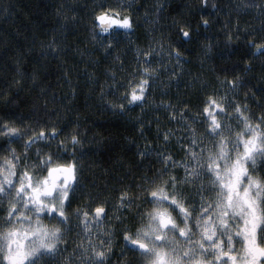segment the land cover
I'll return each instance as SVG.
<instances>
[{"label":"snow or ice","instance_id":"obj_1","mask_svg":"<svg viewBox=\"0 0 264 264\" xmlns=\"http://www.w3.org/2000/svg\"><path fill=\"white\" fill-rule=\"evenodd\" d=\"M131 7L129 0L94 2L93 40L96 29L130 34ZM200 20L210 23L203 16ZM177 25L178 33L191 37L190 27L179 21ZM226 39H232L231 32ZM252 39L248 37L249 42ZM109 45L114 46L111 38L102 46ZM165 45L169 58L176 56V68L161 79L170 85L178 78L179 57L185 55L178 46L162 39H153L147 47L137 45L136 60L127 73L139 70L138 83L129 79V87L122 89L115 71L108 69L117 96L125 98L117 104L105 96L112 111L119 108L128 113L127 105L133 101L141 110L155 103L149 90H155L156 68L161 66L156 57ZM257 48L264 49V40L254 43L252 51ZM115 60L120 61L119 55ZM249 63L248 58L243 60L245 68ZM164 64L167 71L168 61ZM149 70L151 76L145 75ZM168 85L161 84V90ZM8 95L5 91L3 99ZM160 103L173 120L179 115L188 132L187 142L180 145L184 155L176 160L166 150L157 153L163 163L138 177L134 188H121L111 206L110 193L101 198L85 190L82 161L77 163L75 155V146L81 145L75 125L61 135L54 121L40 118L38 109L36 119L21 123L0 118V137L8 138L0 153V204L7 225L0 232V239L7 241L0 252L2 264H264V88L257 95L240 71L226 72L217 75L215 89L203 90L195 108L182 101L178 107L169 100ZM156 128L162 133L160 142L174 134L173 128L161 129L159 123ZM142 129L141 123L138 130ZM13 138L21 148L13 146ZM69 141L73 148L68 147ZM45 211L54 213L57 221L58 227L51 231L41 219ZM25 221L30 227H18ZM78 232L81 235L74 243L71 238ZM97 233L101 234L98 243ZM83 235L92 241L90 247ZM29 237L37 241L31 248L26 247ZM114 254L117 259H112Z\"/></svg>","mask_w":264,"mask_h":264},{"label":"trees","instance_id":"obj_2","mask_svg":"<svg viewBox=\"0 0 264 264\" xmlns=\"http://www.w3.org/2000/svg\"><path fill=\"white\" fill-rule=\"evenodd\" d=\"M94 2L98 0H0V118L21 123L36 119L38 109L40 118L54 121L61 135L75 125L81 138L75 155L77 163L82 161L85 190L101 198L110 193L111 206L121 188H134L140 182L138 177L163 163L157 153L166 150L165 154L172 153L176 160L184 155L180 145L187 142L188 132L181 126L179 115L175 120L168 116L162 99L177 107L182 101L195 108L204 89L216 88L218 74L234 75L236 71L260 95L264 88V49L252 48L264 40V6L262 0H208L205 4L200 0H165V10L159 14L154 30H146L130 9L134 21L130 34L99 33L96 29L93 40L90 20ZM129 2L143 10L145 0ZM170 7L175 10L168 12ZM201 16L210 23L203 24ZM177 21L191 28L187 40H176ZM229 32L230 41L226 39ZM109 38L114 46L105 49L102 45ZM150 38L170 41L183 51L178 78L170 85L161 79L176 68V58H169L165 45V51L156 57L163 66L160 77L154 92L149 90L155 103L143 110L136 104L128 113L112 111L106 106L105 96L115 100L117 94L108 69L115 71L120 84L119 77L126 76L136 60L135 46L147 47ZM205 44L211 47L205 49ZM116 55L120 61L115 60ZM245 58L250 61L247 68ZM164 61H168L167 71ZM17 79L19 83H13ZM161 84L168 86L162 91ZM5 91L9 94L6 100ZM185 115L191 117V113ZM141 123L143 129L138 130ZM157 123L161 129L173 128L169 141L160 142L162 133ZM7 144L8 138L0 137V153ZM13 146L22 147L16 138ZM68 147L73 148L71 141ZM178 171L182 174L183 168L178 166Z\"/></svg>","mask_w":264,"mask_h":264},{"label":"clouds","instance_id":"obj_3","mask_svg":"<svg viewBox=\"0 0 264 264\" xmlns=\"http://www.w3.org/2000/svg\"><path fill=\"white\" fill-rule=\"evenodd\" d=\"M111 2L115 4V3H118V0H111ZM200 2L202 4H205L208 2V0H200ZM131 5H132L131 9L136 12V18L145 24L146 30H154L156 22L159 20V14L163 13L165 10V8H164L165 0H145L144 4L142 6L143 10H141V8H138V7L134 8L132 3H131ZM262 6H264V0H262ZM174 10H175L174 7H170L167 9L168 12H172ZM188 38H189L188 35H184V34H180V33H177V35H176L177 41L187 40ZM151 42H152V39L150 38L148 45ZM210 47H211V45L209 44L208 48H210ZM258 49H260V48H257L256 50H258ZM173 56L176 58L175 54ZM179 59H181V57H179ZM162 67L163 66L161 65L159 68H156V72L158 73V75L154 78L156 82H157L158 78L160 77ZM145 75L151 76V70H149L148 73H145ZM129 79H130L131 84L138 83L139 82V70H137L136 72H132L130 74L129 73L126 74L125 80L121 81V83H120V86L122 89L129 87ZM124 100H125L124 96L121 95V96L116 97L115 102L117 104H119L121 101H124ZM136 104H138V102L133 101L132 103L128 104L127 106H128V108L131 109ZM106 106L110 108V106L108 104ZM116 111L123 113V111H121V109H119V108H117ZM80 131H82V130H80ZM4 216H5L4 205L0 204V232H3L4 229L7 227V225L3 222ZM53 216H54V213H48L46 211L41 216L43 223H45L47 225V227L50 231L53 228L58 227L57 221H56V219H53ZM18 227H22V228L23 227H30V222L25 221L24 224H19ZM80 235L81 234L78 232L76 234V236L71 238L74 243L76 242L77 238L80 237ZM100 238H101L100 234L97 233V236H96V242L97 243L99 242ZM83 239L88 243V245L90 247L92 241L89 240L88 236L83 235ZM6 243H7L6 240L0 239V252L3 251ZM36 243H37V241L34 237H29L26 241V247L31 248ZM0 264H2V261H0Z\"/></svg>","mask_w":264,"mask_h":264},{"label":"flooded vegetation","instance_id":"obj_4","mask_svg":"<svg viewBox=\"0 0 264 264\" xmlns=\"http://www.w3.org/2000/svg\"><path fill=\"white\" fill-rule=\"evenodd\" d=\"M107 219H108L107 217L104 218V222H105V223L107 222ZM94 223H95V222H94Z\"/></svg>","mask_w":264,"mask_h":264},{"label":"water","instance_id":"obj_5","mask_svg":"<svg viewBox=\"0 0 264 264\" xmlns=\"http://www.w3.org/2000/svg\"><path fill=\"white\" fill-rule=\"evenodd\" d=\"M113 27H116V28H118L119 26H113Z\"/></svg>","mask_w":264,"mask_h":264},{"label":"rangeland","instance_id":"obj_6","mask_svg":"<svg viewBox=\"0 0 264 264\" xmlns=\"http://www.w3.org/2000/svg\"><path fill=\"white\" fill-rule=\"evenodd\" d=\"M99 33H101V32H99Z\"/></svg>","mask_w":264,"mask_h":264}]
</instances>
